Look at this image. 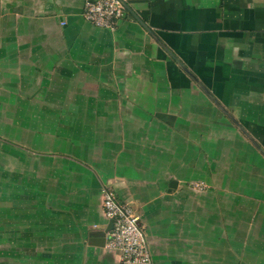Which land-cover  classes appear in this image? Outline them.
Instances as JSON below:
<instances>
[{
    "label": "crops",
    "instance_id": "crops-1",
    "mask_svg": "<svg viewBox=\"0 0 264 264\" xmlns=\"http://www.w3.org/2000/svg\"><path fill=\"white\" fill-rule=\"evenodd\" d=\"M85 1L0 0V264H122L105 185L155 264H264V0Z\"/></svg>",
    "mask_w": 264,
    "mask_h": 264
},
{
    "label": "built area",
    "instance_id": "built-area-1",
    "mask_svg": "<svg viewBox=\"0 0 264 264\" xmlns=\"http://www.w3.org/2000/svg\"><path fill=\"white\" fill-rule=\"evenodd\" d=\"M129 0H86L85 18L93 24L115 29L125 15ZM195 189H203L202 182H192ZM104 215L113 221L107 232L105 247L120 255L122 264H155L148 245L147 235L140 223V215L135 208L120 201L114 190L105 185L102 189Z\"/></svg>",
    "mask_w": 264,
    "mask_h": 264
},
{
    "label": "water",
    "instance_id": "water-1",
    "mask_svg": "<svg viewBox=\"0 0 264 264\" xmlns=\"http://www.w3.org/2000/svg\"><path fill=\"white\" fill-rule=\"evenodd\" d=\"M127 7V6H126ZM143 23V22H142ZM144 24V23H143ZM145 25V27L149 30V27L146 25V24H144ZM150 32L152 33V31L150 30ZM153 34V33H152ZM157 40L158 41H160L158 38H157ZM166 48V47H165ZM168 49V48H167ZM168 51H169V49H168ZM170 52V51H169ZM171 54H172V52H170ZM181 64H182V66L186 69V71H188V72H190L189 71V69L177 58V57H175ZM204 87V86H203ZM205 88V87H204ZM206 90V89H205ZM210 94V93H209ZM210 96L217 102V100L210 94ZM218 103V105L220 104L219 102H217ZM221 105V104H220ZM222 107V106H221ZM222 109L224 110V111H226L228 114H229V116L243 129V127L236 121V119H234V117L227 111V110H225L223 107H222ZM112 226H113V221H111V224H110V227H107V232L112 228ZM100 234H102V235H104V236H106V232L105 231H103V232H101ZM103 236V237H104ZM105 242H106V239L105 238H102V241H100V244L101 245H105Z\"/></svg>",
    "mask_w": 264,
    "mask_h": 264
}]
</instances>
